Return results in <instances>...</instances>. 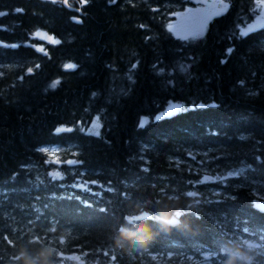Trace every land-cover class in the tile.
I'll return each mask as SVG.
<instances>
[{"label": "trees", "instance_id": "trees-1", "mask_svg": "<svg viewBox=\"0 0 264 264\" xmlns=\"http://www.w3.org/2000/svg\"><path fill=\"white\" fill-rule=\"evenodd\" d=\"M189 1L0 0V264H264V22L226 0L177 33Z\"/></svg>", "mask_w": 264, "mask_h": 264}, {"label": "rangeland", "instance_id": "rangeland-1", "mask_svg": "<svg viewBox=\"0 0 264 264\" xmlns=\"http://www.w3.org/2000/svg\"><path fill=\"white\" fill-rule=\"evenodd\" d=\"M226 0H192L187 3L178 5L174 10V18L169 22V25H172V30L177 33H185L189 31L199 32L204 28V21L208 15L213 13L216 10L221 9L222 5ZM257 15L254 19L249 21L245 26L242 27L243 30L250 29L251 27H256L264 22V2L262 0H256L255 3ZM36 33H40L42 37H52L44 29H39ZM171 104H179L184 107V103L181 101H171L164 109L159 111L156 115H161L169 113V107ZM99 117L95 116L88 125V130L92 128L93 121ZM148 115H144L141 121H146ZM99 127H100V118H99ZM48 148L52 155L57 156V152L61 149L60 145L52 144L49 146H44ZM154 256H157L154 254ZM158 257V256H157ZM204 262V260H202ZM206 262V261H205Z\"/></svg>", "mask_w": 264, "mask_h": 264}, {"label": "snow or ice", "instance_id": "snow-or-ice-1", "mask_svg": "<svg viewBox=\"0 0 264 264\" xmlns=\"http://www.w3.org/2000/svg\"><path fill=\"white\" fill-rule=\"evenodd\" d=\"M51 2H52V3H57V0H51ZM113 2H115V0H113ZM262 2H264V0H262ZM63 3H64L65 5H67L68 0H63ZM87 3H88V0H80V4H81V6H83V5L87 4ZM226 7H227V5L224 4V5L222 6V10H223L224 8H226ZM15 11H16L17 13H20V12L23 11V9H21V8H17V9H15ZM5 15H7V13H5V12H3V11H0V17L5 16ZM77 22H79V21H77ZM142 27H143V26H142ZM172 27H173L172 25H169V28H170V29H172ZM241 34H242V35H245L246 33H245V32H242ZM36 35L39 36V35H41V34H40V33H37ZM48 39L51 40V42L54 43V44H59V43H60L59 40L53 39L52 37H48ZM4 46H5V47H8V45H4ZM11 47H18V45H11ZM38 50L41 51V52L44 51L43 48H40V49H38ZM228 51H229V53H230V52H231V49H229ZM37 67H39V65H37ZM133 67H135V65H133ZM65 68H66V69H75V68H76V65L70 63V64L65 65ZM28 71L31 72L32 69H28ZM56 83H59V81H57ZM56 83H54V84L52 85V87H55V86H56ZM241 83H243V82H241ZM180 110H182V106L179 105V104H171L170 107H169V113H174V112H176V111H180ZM167 114H168V113H165V115H167ZM161 118H162L161 116H157V117H156L157 120H158V119H161ZM139 126H140V127H143V126H144V121H141V123H140ZM63 131H72V129H70V128H69V129H65V128H57V129H56V132H57V133H60V132H63ZM88 131H89L91 134H94V135L99 136V134H100V133H99V117H97L96 120L93 121V126H92V128H90ZM41 151H43V152H47V149H41ZM57 162H58V161H57ZM68 163L71 164V163H74V161H68ZM51 175H52L53 179H56V178L60 177V173H59V172L51 173ZM228 175L231 176V175H233V173L230 172ZM204 179H205V181H207L209 178H208V177H205ZM187 195H188V196H194V195H196V194L193 193V192H188ZM261 208H262V210H264V206H261ZM177 215H179V214H177ZM138 219H139V218H138ZM4 239L7 240V237H4ZM8 243L11 244L12 241L9 240ZM13 259L18 260L19 257H16V256H15V257H13ZM73 259H78V258H77V257H73ZM113 259H115V257H113Z\"/></svg>", "mask_w": 264, "mask_h": 264}, {"label": "clouds", "instance_id": "clouds-1", "mask_svg": "<svg viewBox=\"0 0 264 264\" xmlns=\"http://www.w3.org/2000/svg\"><path fill=\"white\" fill-rule=\"evenodd\" d=\"M160 223L163 228L170 230L172 228H179L183 222L180 219V215H177L175 212H173L171 214L162 216L160 218ZM121 236L122 238H124V233H122ZM149 243L150 237L148 235H145L140 237V239L137 241V247L147 248ZM254 251V249H250L242 253V259L240 260L239 264H258L257 257L253 254ZM228 264H237V261L230 258Z\"/></svg>", "mask_w": 264, "mask_h": 264}, {"label": "water", "instance_id": "water-1", "mask_svg": "<svg viewBox=\"0 0 264 264\" xmlns=\"http://www.w3.org/2000/svg\"><path fill=\"white\" fill-rule=\"evenodd\" d=\"M63 1V0H62ZM69 1V0H68ZM68 6L73 7L74 5L70 4L69 2L67 3ZM76 9V8H75ZM256 203L261 207L264 206V198H256Z\"/></svg>", "mask_w": 264, "mask_h": 264}]
</instances>
